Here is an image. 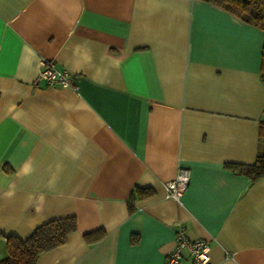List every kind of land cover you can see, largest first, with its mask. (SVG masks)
<instances>
[{"label": "crops", "instance_id": "1", "mask_svg": "<svg viewBox=\"0 0 264 264\" xmlns=\"http://www.w3.org/2000/svg\"><path fill=\"white\" fill-rule=\"evenodd\" d=\"M262 44L207 0H0V258L73 215L33 264H164L180 227L208 264H264V177L228 165L258 150ZM43 59L76 89L35 82ZM180 168L179 203L164 183Z\"/></svg>", "mask_w": 264, "mask_h": 264}, {"label": "trees", "instance_id": "2", "mask_svg": "<svg viewBox=\"0 0 264 264\" xmlns=\"http://www.w3.org/2000/svg\"><path fill=\"white\" fill-rule=\"evenodd\" d=\"M237 15L244 21L259 27L264 32V0H207ZM261 69L264 71V44L261 51ZM233 170L247 175L251 180L264 177V123L259 125V146L252 163H228ZM131 209V206H130ZM76 229L73 215L53 218L36 226L24 239L9 236L5 239L6 255L0 264H33L38 256L65 242L67 235ZM101 228L83 234L89 243L100 240Z\"/></svg>", "mask_w": 264, "mask_h": 264}, {"label": "built area", "instance_id": "3", "mask_svg": "<svg viewBox=\"0 0 264 264\" xmlns=\"http://www.w3.org/2000/svg\"><path fill=\"white\" fill-rule=\"evenodd\" d=\"M67 72L56 67L51 59L41 60V68L35 78V82L44 80L49 86L60 85L73 86L67 76ZM189 184V171L186 168H180L176 176L164 183L165 195L180 203L181 197ZM210 245L204 238H189L182 227L176 232V245L174 249L165 257L164 264H177L182 258V252L187 251L195 264H208Z\"/></svg>", "mask_w": 264, "mask_h": 264}, {"label": "clouds", "instance_id": "4", "mask_svg": "<svg viewBox=\"0 0 264 264\" xmlns=\"http://www.w3.org/2000/svg\"><path fill=\"white\" fill-rule=\"evenodd\" d=\"M29 170H30V166L26 164V165L24 166V171L27 172V171H29Z\"/></svg>", "mask_w": 264, "mask_h": 264}]
</instances>
